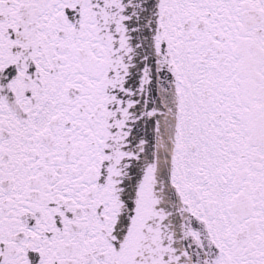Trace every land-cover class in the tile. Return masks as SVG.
<instances>
[{
    "label": "snow or ice",
    "instance_id": "6c2138e0",
    "mask_svg": "<svg viewBox=\"0 0 264 264\" xmlns=\"http://www.w3.org/2000/svg\"><path fill=\"white\" fill-rule=\"evenodd\" d=\"M0 264H264V0H0Z\"/></svg>",
    "mask_w": 264,
    "mask_h": 264
}]
</instances>
